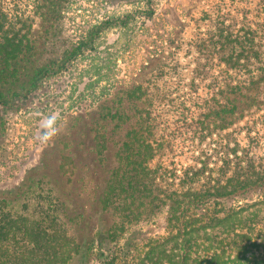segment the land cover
I'll list each match as a JSON object with an SVG mask.
<instances>
[{
	"label": "rangeland",
	"instance_id": "1",
	"mask_svg": "<svg viewBox=\"0 0 264 264\" xmlns=\"http://www.w3.org/2000/svg\"><path fill=\"white\" fill-rule=\"evenodd\" d=\"M16 1L29 9L27 0H9ZM108 20H115L114 26L94 38L93 48L71 67L13 108H0V190L16 188L28 170L42 164L31 184L34 192L17 205L19 211L28 202L30 213L58 215L56 196L45 177L52 160L60 162L50 147L55 141L65 147L77 138L88 156L92 146L84 137L87 128H93L96 151L103 153L99 157L111 155L112 166L118 165L117 154L131 127L119 132L118 121L106 120L100 107L95 114L98 105L129 109L127 120L139 123L142 143L148 138L152 111L156 132L171 145L164 163L172 165L176 175L203 166L207 174L218 176L224 166L221 147L227 140L201 141L196 134L206 100L214 95L212 102H220L228 81L259 89L264 97V0H71L57 28L56 54L89 42L94 28ZM260 78L259 88L247 83ZM49 116L56 118V131L44 142L43 122ZM237 118L232 144L238 142L242 152L264 164V99L230 120ZM138 156L147 165L145 148H139ZM83 177L86 189L80 191L87 195L90 178L88 173ZM234 204L235 214L217 227L187 237L190 253L179 239L154 244L167 236L165 213L133 226L142 232L133 235L136 240H152L135 248V264L139 258L144 264H264V201L255 197ZM59 220L60 231L75 234V224ZM122 220L114 210L107 218L110 225Z\"/></svg>",
	"mask_w": 264,
	"mask_h": 264
},
{
	"label": "trees",
	"instance_id": "2",
	"mask_svg": "<svg viewBox=\"0 0 264 264\" xmlns=\"http://www.w3.org/2000/svg\"><path fill=\"white\" fill-rule=\"evenodd\" d=\"M27 2L29 9L17 6V1L12 4L0 0V108H13L61 75L85 50L93 48L94 38L115 24V20L106 21L94 28L89 42H80L57 55V28L64 22L71 0ZM226 83L220 91L222 100L216 99L214 104V95L206 100L196 123L199 140H227L221 147L224 166L218 176L207 174L203 166L189 167L182 175H176L173 166L164 163L171 145L156 132L152 111L148 138L142 143L139 123L127 120L129 109L98 105L95 114L100 107L106 120L118 121L119 132L131 127L128 141L117 154L118 165L112 166L111 155L99 157L103 153L96 151L98 146L90 135L97 131L93 128H85L84 141L92 146L88 156L77 138L65 147L61 141L53 142L51 151L60 162L56 165L52 160L45 177L50 180L59 213L54 217L44 212L30 213L28 202H24L23 212L17 210V205L33 194L31 184L39 175L41 162L26 172L19 186L0 190V264H135V248L140 250L142 242L152 240L144 236L136 240L133 235L142 232L133 226L148 223L162 213L167 236L154 244L179 239L186 246L185 252L190 253L187 237L215 228L235 214V202L255 197L264 201V164L242 152L238 142L232 144L231 128L239 118L230 120L263 103L264 97L259 89ZM247 83L259 88L261 78ZM137 89L144 93L141 87ZM102 137L105 139V135ZM139 148H145L147 165L140 162ZM84 173L90 178L87 195L80 191L86 189L82 185ZM112 210L121 213L120 225L108 223ZM60 217L76 225L74 235L60 231ZM107 243L108 252L104 247ZM141 260L137 264H144Z\"/></svg>",
	"mask_w": 264,
	"mask_h": 264
},
{
	"label": "clouds",
	"instance_id": "3",
	"mask_svg": "<svg viewBox=\"0 0 264 264\" xmlns=\"http://www.w3.org/2000/svg\"><path fill=\"white\" fill-rule=\"evenodd\" d=\"M43 129L44 131L41 139L46 142L56 131V118L54 116H49L46 121L43 122Z\"/></svg>",
	"mask_w": 264,
	"mask_h": 264
}]
</instances>
